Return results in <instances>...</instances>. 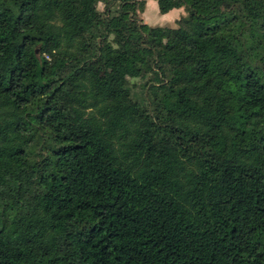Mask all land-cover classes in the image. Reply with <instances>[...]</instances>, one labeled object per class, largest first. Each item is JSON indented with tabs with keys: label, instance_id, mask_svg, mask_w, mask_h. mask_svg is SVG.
Masks as SVG:
<instances>
[{
	"label": "trees",
	"instance_id": "1",
	"mask_svg": "<svg viewBox=\"0 0 264 264\" xmlns=\"http://www.w3.org/2000/svg\"><path fill=\"white\" fill-rule=\"evenodd\" d=\"M154 1L0 0V264H264V0Z\"/></svg>",
	"mask_w": 264,
	"mask_h": 264
},
{
	"label": "rangeland",
	"instance_id": "2",
	"mask_svg": "<svg viewBox=\"0 0 264 264\" xmlns=\"http://www.w3.org/2000/svg\"><path fill=\"white\" fill-rule=\"evenodd\" d=\"M147 1V7L145 13L142 15L145 24L150 27H167V28H177L178 22L188 16L186 9H178L171 12L169 15L163 16L159 12L157 3L154 0H145ZM100 11H103L104 6L99 4L98 6ZM146 84V81L142 80H131V85L133 91L140 95L143 90V86Z\"/></svg>",
	"mask_w": 264,
	"mask_h": 264
},
{
	"label": "crops",
	"instance_id": "3",
	"mask_svg": "<svg viewBox=\"0 0 264 264\" xmlns=\"http://www.w3.org/2000/svg\"><path fill=\"white\" fill-rule=\"evenodd\" d=\"M147 2V1H146ZM169 15V14H168ZM166 16V15H165ZM142 19H143V16H142Z\"/></svg>",
	"mask_w": 264,
	"mask_h": 264
}]
</instances>
